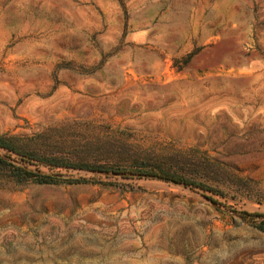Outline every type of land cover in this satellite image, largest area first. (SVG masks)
Listing matches in <instances>:
<instances>
[{"label":"rangeland","instance_id":"1","mask_svg":"<svg viewBox=\"0 0 264 264\" xmlns=\"http://www.w3.org/2000/svg\"><path fill=\"white\" fill-rule=\"evenodd\" d=\"M263 221L264 0H0V264H264Z\"/></svg>","mask_w":264,"mask_h":264},{"label":"trees","instance_id":"2","mask_svg":"<svg viewBox=\"0 0 264 264\" xmlns=\"http://www.w3.org/2000/svg\"><path fill=\"white\" fill-rule=\"evenodd\" d=\"M42 178L46 179L47 177H42ZM168 179H170V180H172L174 182H183V181H180L179 179H175L173 177H168ZM263 224H264V221H263Z\"/></svg>","mask_w":264,"mask_h":264}]
</instances>
